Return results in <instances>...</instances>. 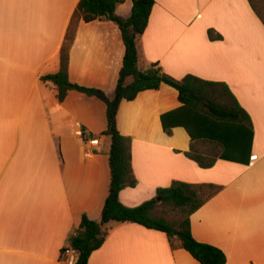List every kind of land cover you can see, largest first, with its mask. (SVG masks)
<instances>
[{
  "label": "crops",
  "instance_id": "0c3cea01",
  "mask_svg": "<svg viewBox=\"0 0 264 264\" xmlns=\"http://www.w3.org/2000/svg\"><path fill=\"white\" fill-rule=\"evenodd\" d=\"M80 0H0V264H65L63 249L82 217L101 221L109 192L111 138L106 104L75 88L64 100L42 76L59 70L60 51ZM155 0L138 45L140 68L158 62L176 79L225 82L251 117L249 153L224 151L211 167L185 152L192 138L174 125L182 106L173 86L123 100L119 131L131 138L136 206L174 180L214 183L217 194L191 215L199 241L221 248L225 264H264V0ZM133 0L118 3L128 18ZM209 29L222 37L211 39ZM125 45L117 23L81 19L70 49L72 84L115 94ZM129 78L128 81H131ZM92 137L97 143H90ZM237 159H236V158ZM88 264H201L165 232L111 221Z\"/></svg>",
  "mask_w": 264,
  "mask_h": 264
},
{
  "label": "trees",
  "instance_id": "16d2710c",
  "mask_svg": "<svg viewBox=\"0 0 264 264\" xmlns=\"http://www.w3.org/2000/svg\"><path fill=\"white\" fill-rule=\"evenodd\" d=\"M122 1L80 0L60 51L59 70L41 77L44 83L51 82L55 86L60 101L65 99L70 89L75 88L100 98L106 104L107 126L104 133L111 138L109 192L101 221L84 215L76 234L69 238V246L79 253L76 264L89 263L93 251L100 248L109 235L110 226L107 224L111 221L138 223L163 231L173 245L178 238L181 246L201 264H225V252L213 244L196 239L191 228V215L217 194L221 186L174 180L169 186L159 187L155 197L139 205L127 206L120 201V191L126 186H135L137 178L132 167L131 138L119 131L117 112L123 100L135 98L142 90L156 89L162 83L173 86L178 91L182 106L173 112L177 115L174 125H165V130L170 133L171 127L184 126L192 138L191 148L185 154L205 168L213 166L219 157L227 158L224 151L228 147L236 154L250 152L253 137L251 117L225 82L207 80L193 74L176 79L166 73L158 62L140 68L138 45L148 25L155 0H133L128 18L116 13L117 5ZM97 18H107L117 23L125 45L123 64L113 97L101 89L72 84L69 80L70 49L78 23L81 19L88 22ZM208 33L211 39L222 37L213 29H209ZM129 78L132 80L128 81ZM159 205L179 208L183 214L178 219L169 220L165 216L156 215Z\"/></svg>",
  "mask_w": 264,
  "mask_h": 264
},
{
  "label": "rangeland",
  "instance_id": "374dc122",
  "mask_svg": "<svg viewBox=\"0 0 264 264\" xmlns=\"http://www.w3.org/2000/svg\"><path fill=\"white\" fill-rule=\"evenodd\" d=\"M253 3L257 8H259V0H252ZM156 215L159 216H165L169 220H175L178 219L180 216H182L183 212L181 209H175L172 206H162L159 205L155 211Z\"/></svg>",
  "mask_w": 264,
  "mask_h": 264
},
{
  "label": "built area",
  "instance_id": "2783aa9c",
  "mask_svg": "<svg viewBox=\"0 0 264 264\" xmlns=\"http://www.w3.org/2000/svg\"><path fill=\"white\" fill-rule=\"evenodd\" d=\"M90 143L92 144H96L97 143V138L96 137H92L90 139ZM64 263L65 264H76L78 261V257H79V253L77 250H75L74 248L67 246L64 248Z\"/></svg>",
  "mask_w": 264,
  "mask_h": 264
},
{
  "label": "water",
  "instance_id": "95a60500",
  "mask_svg": "<svg viewBox=\"0 0 264 264\" xmlns=\"http://www.w3.org/2000/svg\"><path fill=\"white\" fill-rule=\"evenodd\" d=\"M158 200H160V197H157Z\"/></svg>",
  "mask_w": 264,
  "mask_h": 264
}]
</instances>
